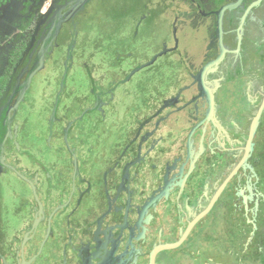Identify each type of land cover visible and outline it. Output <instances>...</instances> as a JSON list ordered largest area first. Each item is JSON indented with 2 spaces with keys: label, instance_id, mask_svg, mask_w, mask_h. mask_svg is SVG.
Here are the masks:
<instances>
[{
  "label": "flooded vegetation",
  "instance_id": "1",
  "mask_svg": "<svg viewBox=\"0 0 264 264\" xmlns=\"http://www.w3.org/2000/svg\"><path fill=\"white\" fill-rule=\"evenodd\" d=\"M102 2L0 0V264H264V0Z\"/></svg>",
  "mask_w": 264,
  "mask_h": 264
},
{
  "label": "rangeland",
  "instance_id": "2",
  "mask_svg": "<svg viewBox=\"0 0 264 264\" xmlns=\"http://www.w3.org/2000/svg\"><path fill=\"white\" fill-rule=\"evenodd\" d=\"M142 2L143 0H105V2L101 3L100 7L102 8L100 13L95 17H91V14L95 11L94 9V11L87 16L84 26L82 27L84 31H91V34L89 32L88 36H85V39L87 40L88 54L94 52L96 54L98 51L100 54H103L100 49L105 50L106 48L108 53L106 54L109 58L117 56L120 53L126 54L132 52V56L136 59L141 52H144L145 44L146 46L148 45V37L151 39L150 43L154 44V37L156 34H151L148 30L145 32V34H142L144 28H141L140 36L136 40H132V27H129L123 23L124 21H128L127 24L132 25L138 20L142 14L140 6V3ZM124 25L125 32L122 28ZM117 34H121L120 36L123 37V42L120 43L121 45L117 43ZM95 37L99 38L101 41L103 37L104 42L99 45H92L91 42ZM114 38L116 40H114ZM96 47L99 49L97 52L94 50ZM52 73H48L47 78L52 79L57 72L55 74ZM39 78L36 80V83L33 87L31 93L32 99L40 88L38 83ZM36 99L37 97L35 100Z\"/></svg>",
  "mask_w": 264,
  "mask_h": 264
}]
</instances>
